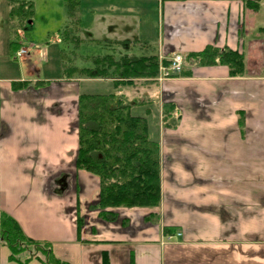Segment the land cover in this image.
<instances>
[{
  "label": "crops",
  "instance_id": "obj_1",
  "mask_svg": "<svg viewBox=\"0 0 264 264\" xmlns=\"http://www.w3.org/2000/svg\"><path fill=\"white\" fill-rule=\"evenodd\" d=\"M158 2L82 0L72 66H93L111 50L114 58L130 57L137 48V57L160 62L214 45L244 53L245 74L191 65L190 75L143 94L132 111L147 116L149 137L160 143L162 199L111 208L117 218L105 220L95 208L99 177L76 167L78 99L109 89L111 79L88 87L79 73L72 80L48 76L61 71L51 68L52 47L60 44L30 41L26 27L20 48L28 53L13 55L9 23L1 22L10 6L0 0V213L71 264H264V0ZM32 49L42 55V70ZM62 54L55 64H63ZM164 103L173 106L168 122L177 118L167 126ZM9 255L0 243V264H18Z\"/></svg>",
  "mask_w": 264,
  "mask_h": 264
},
{
  "label": "trees",
  "instance_id": "obj_2",
  "mask_svg": "<svg viewBox=\"0 0 264 264\" xmlns=\"http://www.w3.org/2000/svg\"><path fill=\"white\" fill-rule=\"evenodd\" d=\"M63 1L70 16L82 2ZM242 1L250 5L252 0ZM8 3L14 55L21 47L19 32L32 21L35 10L33 0H8ZM186 61L189 67L182 71L185 75H190L191 65L217 64L228 66L231 77L245 74L244 53L227 47L208 45L202 51L189 53ZM163 62L168 63V60L163 59ZM158 69L156 56L115 59L112 55H103L95 58L93 66H71L65 71L68 75L79 73L97 78L109 77L118 88L130 85L134 78L155 77ZM136 103L114 91L81 93L79 96L76 167L99 177V202L95 208L100 210V216L105 220L117 218L111 208L158 206L162 199L160 143L149 137L147 116L132 111ZM172 109V104L163 105V124L166 126L176 122V116L168 122V116H173ZM165 231H169L168 227ZM0 243L9 249V260L18 264H29L33 259L40 264H71L55 255L51 243L28 237L20 224L5 212L0 213Z\"/></svg>",
  "mask_w": 264,
  "mask_h": 264
},
{
  "label": "rangeland",
  "instance_id": "obj_3",
  "mask_svg": "<svg viewBox=\"0 0 264 264\" xmlns=\"http://www.w3.org/2000/svg\"><path fill=\"white\" fill-rule=\"evenodd\" d=\"M157 2H158V0H157ZM34 10H35L34 16L32 18L33 25L26 26V31H25L26 37L30 41L42 42V44L52 40L53 38L56 41H58L60 45L57 46V48H56V46L52 45L53 46L52 50L54 48V50L51 54L52 55V61L54 58V62L56 63V58L59 57L60 53L61 54L63 53L62 54L63 64L59 65V63H57V64L52 63L51 64L52 69L55 67V65L56 66L58 65V69H61V71L59 73H57L55 70L49 71L48 76L56 78V77H62V75H64L65 78H67V80H72V79H70L72 77V75H68L67 72L65 71V69H68L69 67L74 65L76 62L75 51H77V40H76L77 38L75 36L76 35V32H75L76 29H74V28H76L75 25L77 23V17H76L77 10L75 13H73V15L70 16V14H69V16H68L70 18V24L72 25L71 28H68V27L65 28V18H66L65 15L68 14V11H67V8H66L63 0H49V1L39 0V1H37L36 7ZM1 22H2V25H7L9 23V18L6 16L5 20L3 18V21L1 20ZM1 28H3V26ZM4 29H5L4 32L6 35V39H7L8 35L6 33L9 30L7 27ZM21 31L23 32V30H21ZM58 32H60V33H58ZM261 38H264V34L261 35ZM58 39H60L61 42ZM62 42H65L64 46H61ZM134 42H132V43H134ZM261 43L263 44V42H261ZM105 44H107V43H105ZM125 44L128 45V43H125ZM107 45H105V46H107ZM60 48H62V49H60ZM151 49L152 48L148 47L146 52H152ZM93 50L96 51V49H93ZM98 50H99L98 51L99 53H96V55H99L100 51H102L104 49L102 47L101 48L99 47ZM136 50H138V49L135 48V50L134 49L132 50L131 56H130L131 58H137V56L135 55V53H137ZM65 53H67V55ZM113 54H114L113 50H111L109 55H113ZM30 55L35 58V61H38V69L37 70H42V67H44V64H43L42 60H40L42 58L41 53L37 52V50H35V49H32L30 51ZM184 57H185V64H187L186 56H184ZM115 59H120V57H116ZM73 62H74V64H73ZM85 62H87V64H88L89 61H85ZM93 62L94 61H92V63ZM186 67H189V66H186ZM181 73L176 74L173 77L181 75ZM80 75H83V74H80ZM84 76H85L84 83H87L88 87H90V84L92 85V83L94 85L95 82L98 81L97 80L98 78L103 79V80L111 79V81L108 82L110 85V88L108 89L107 87L103 88L102 86H100L98 88V92L99 93H107L110 91H114V92H117L119 94H123L129 101H134V102L136 101L137 105H140L141 97L143 96V94L145 92H147V91H148V93H149V91L154 92L152 88L159 90L162 83L165 80L169 79V78H167V79L160 78V72L158 69L157 75L155 77H152V78H147L148 81H146V78H134L132 80L131 84L126 85V88H124V89L128 90L127 94H125V93H123L122 90H121V92H119V89L123 86H119L118 88L114 87V85H113L114 80L112 78H109V77H98L97 78V77H91V76H87V75H84ZM173 77H170V78H173ZM149 82H153V83L150 84ZM103 90H106V91L103 92ZM78 104H79V99H78ZM164 104H170V103H164ZM167 106L169 107V105H167ZM162 120H163V118H162ZM24 257H25V254H24Z\"/></svg>",
  "mask_w": 264,
  "mask_h": 264
},
{
  "label": "built area",
  "instance_id": "obj_4",
  "mask_svg": "<svg viewBox=\"0 0 264 264\" xmlns=\"http://www.w3.org/2000/svg\"><path fill=\"white\" fill-rule=\"evenodd\" d=\"M28 53V49L20 48L16 52L17 57H21ZM168 63H164L163 60L159 62V72L160 78H170L176 74L181 73L185 68V57L183 55L177 54L174 55L172 58L167 59ZM180 235V233H178ZM174 235H167V240H171Z\"/></svg>",
  "mask_w": 264,
  "mask_h": 264
}]
</instances>
